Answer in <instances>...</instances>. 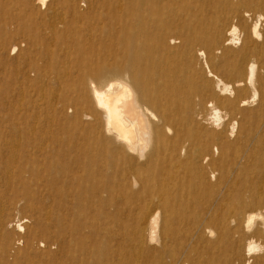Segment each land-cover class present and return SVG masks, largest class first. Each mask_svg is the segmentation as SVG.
<instances>
[{
    "label": "bare ground",
    "instance_id": "1",
    "mask_svg": "<svg viewBox=\"0 0 264 264\" xmlns=\"http://www.w3.org/2000/svg\"><path fill=\"white\" fill-rule=\"evenodd\" d=\"M7 2L15 7L0 17L23 32L21 55L35 75L27 76V102L52 114L56 127L14 128L0 143L10 188L16 173L23 191L35 186L25 193L29 214L8 219L0 209V238L8 241L9 228L21 234L3 249L6 263L23 250L27 264L95 252L84 232L109 195L110 264H264V0H243L245 16L258 11L245 36L226 23L233 0H0ZM96 29L110 63L88 66L83 55L72 79V55L83 51L80 39L64 35ZM4 34L0 54L11 38ZM31 48L40 50L35 59ZM57 50L67 51L61 58ZM202 61L234 84L218 79L212 88L197 70ZM56 62L69 64L46 71ZM247 90L260 95L254 109Z\"/></svg>",
    "mask_w": 264,
    "mask_h": 264
},
{
    "label": "rangeland",
    "instance_id": "2",
    "mask_svg": "<svg viewBox=\"0 0 264 264\" xmlns=\"http://www.w3.org/2000/svg\"><path fill=\"white\" fill-rule=\"evenodd\" d=\"M52 3V0H47V5H50ZM233 3L235 7L233 8V11L230 12V19L226 21V23L229 25L231 23H234L238 25L239 33L243 36L246 35L247 31L251 30L252 26L257 20L258 11L251 9L248 11L249 16H245L246 7L243 4V0H233ZM15 7L14 4L8 3L4 7L2 4H0V14L4 10L9 9L10 7ZM79 6L82 9H86V6L82 4V2L79 3ZM244 10V11H242ZM42 11H45L44 9ZM235 12H243L241 15L243 16V19H240L238 17H234ZM264 15V12H263ZM218 16L217 12L209 13L207 18H216ZM250 19V20H249ZM10 19H8L7 16H1L0 17V39H2L5 36V32L7 31V34L11 38L6 39V51L2 52L0 54V135L2 133L3 137H0V143L4 142V138L11 133V130L14 128L17 129H23V128H34L38 131H45L49 130L51 128H54L53 124L51 125L49 117L52 116V114L48 113L45 110H37L33 111L27 102L28 96H29V90H30V79L32 80L35 75L34 73H31L33 71L31 69V66L29 64V60H25L23 56L21 55V49L26 50L25 43L22 42L24 40L23 38V32L19 30V26L14 23H10ZM69 19L66 22L67 25L71 24ZM262 24L260 25L261 31L264 32V19L260 21ZM64 21H62L63 26ZM82 26V23L79 24ZM5 26H7V30H5ZM41 33L45 32L43 29H40ZM88 30H82L79 33H70L69 31H66V35L64 37L69 42H72L73 39L76 37L80 39V45L82 47V53L81 54H75L72 55V65L69 69V72L72 74V79L77 77L78 71L80 68H82V56L88 55L86 62L84 64L88 66H96V65H102L105 63H110V57H109V50L108 46L106 47V43H108V40L105 39V36L101 29H96V32L89 33ZM107 42H106V41ZM18 46L17 51H15V54L13 52H10V49L12 46ZM39 49L37 48H31V56L34 59L38 57ZM67 50L62 51H56V55L60 54L61 58H63L62 53H65ZM4 53V54H3ZM6 53V54H5ZM8 54V55H7ZM65 57V56H64ZM90 58V60H89ZM56 67H49L46 69L41 70L40 72L42 74L45 73L44 70L50 71L51 69L54 71H64V67L67 66L69 63L64 65L63 63L56 62L54 63ZM80 64V65H79ZM40 66H43L44 63L42 61L39 62ZM61 66V67H60ZM64 66V67H63ZM79 66V67H78ZM54 68V69H53ZM204 70L205 74H207V80L209 85L213 88L216 85V82L218 79H222L227 83H230L231 85L234 84L232 80L228 78V75L226 71L223 68H213V66L208 65V68L205 63H200L198 65L197 70L200 72L202 69ZM61 69V70H59ZM211 72L212 76H209V72ZM17 71V73H16ZM258 73L260 76H264V70L258 68ZM27 76L30 77V79L27 78ZM51 77H54L55 74L50 75ZM35 79V78H34ZM33 79V80H34ZM48 80H51L50 77L47 78ZM228 79V80H227ZM54 78L51 80V82H54ZM72 81V80H71ZM22 92V93H21ZM24 92V93H23ZM23 97H21V95ZM243 98H249V105L246 106V108L254 109L258 106V103L260 101V95L257 96L256 99L253 97L252 90H247L242 94ZM22 98L24 99L22 101ZM21 99V100H20ZM258 99V100H257ZM253 100V101H252ZM21 104V106H19ZM14 105V106H13ZM21 108V109H20ZM37 122V123H35ZM35 123V124H34ZM36 126V127H34ZM232 137L235 138L236 134ZM8 138V137H7ZM27 146L24 148L26 149ZM9 152H0V209H4V216L5 218H12L11 216H25L29 214V209H26V199H28L25 196V193L31 192V190H34L35 186H30L27 184V188L29 190L23 191L22 189V179L18 176V173L14 174L13 183L15 185L16 189H11L7 180V173L5 174V169L7 166V163L4 162ZM24 155H27L28 152H24ZM38 158L40 160L45 159V154H41L40 152H37ZM5 156V157H4ZM4 157V158H3ZM25 157L21 158L24 160ZM2 171V173H1ZM4 172V174H3ZM9 174V173H8ZM36 182V181H35ZM44 181H42L38 185L41 189L45 190V187L43 186ZM17 189H19L17 191ZM48 195H44L42 199L44 200V203H48L47 201ZM110 197L109 195L105 196L101 202H98L96 206V210L94 215L95 218V227L92 229H86L84 232V237L86 240V245L89 246V240L88 236L91 238L92 242H95V252H92L90 254L80 255L79 252L75 250L68 251L67 253L62 254V258L67 257L69 260L67 264H80L81 260L84 259L85 264H110V258H109V249H110V238L109 233L105 234V230L109 229L111 226L110 224ZM3 206V207H1ZM98 210V211H97ZM100 210V211H99ZM103 212V214H102ZM261 212L264 214V209L261 210ZM102 214V215H101ZM102 217V218H101ZM91 222V221H89ZM17 230L15 228H9V239L6 242L0 238V264L6 263V260L4 259L3 255V249L8 246L11 242V239L13 238H19L20 232H16ZM93 231V234H92ZM20 255L21 257L18 259L16 264H27L26 260V254L27 251L23 250ZM101 257V258H99ZM7 264V263H6ZM11 264V263H10ZM35 264H38L36 262ZM42 264H47L46 261H43ZM83 264V263H82Z\"/></svg>",
    "mask_w": 264,
    "mask_h": 264
},
{
    "label": "snow or ice",
    "instance_id": "3",
    "mask_svg": "<svg viewBox=\"0 0 264 264\" xmlns=\"http://www.w3.org/2000/svg\"><path fill=\"white\" fill-rule=\"evenodd\" d=\"M97 99H98V100L100 99V94H99V93H97ZM100 107L103 108L104 105L101 103V104H100Z\"/></svg>",
    "mask_w": 264,
    "mask_h": 264
}]
</instances>
